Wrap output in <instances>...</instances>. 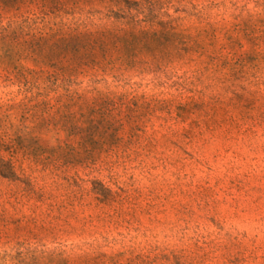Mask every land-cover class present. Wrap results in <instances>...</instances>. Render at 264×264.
Returning a JSON list of instances; mask_svg holds the SVG:
<instances>
[{"label":"rangeland","instance_id":"1","mask_svg":"<svg viewBox=\"0 0 264 264\" xmlns=\"http://www.w3.org/2000/svg\"><path fill=\"white\" fill-rule=\"evenodd\" d=\"M0 144V264H264V0H0Z\"/></svg>","mask_w":264,"mask_h":264},{"label":"trees","instance_id":"2","mask_svg":"<svg viewBox=\"0 0 264 264\" xmlns=\"http://www.w3.org/2000/svg\"><path fill=\"white\" fill-rule=\"evenodd\" d=\"M109 13L115 14L112 10L107 11ZM2 30H5L2 28ZM84 35L87 37H90L94 39L95 41H103V40H111L115 39V29L113 30H100V31H95V32H84ZM0 146H3V144H0ZM13 152L11 153V159L9 160H4L0 158V177L3 179H17L16 176V169L14 167V164L12 162V156ZM20 168V167H19Z\"/></svg>","mask_w":264,"mask_h":264}]
</instances>
